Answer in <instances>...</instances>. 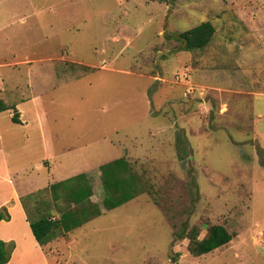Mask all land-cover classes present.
I'll return each instance as SVG.
<instances>
[{"label": "rangeland", "instance_id": "obj_1", "mask_svg": "<svg viewBox=\"0 0 264 264\" xmlns=\"http://www.w3.org/2000/svg\"><path fill=\"white\" fill-rule=\"evenodd\" d=\"M205 22L211 43L176 51ZM27 59L22 94L44 82L49 138L70 149L53 177L88 174L102 204L99 167L124 158L144 191L43 248L50 264H264V0H0V66ZM3 92L0 142L20 141ZM212 226L232 241L192 256ZM28 242L13 264H44Z\"/></svg>", "mask_w": 264, "mask_h": 264}, {"label": "trees", "instance_id": "obj_2", "mask_svg": "<svg viewBox=\"0 0 264 264\" xmlns=\"http://www.w3.org/2000/svg\"><path fill=\"white\" fill-rule=\"evenodd\" d=\"M165 2L169 0H155ZM215 28L210 22L186 31L174 38L180 42L176 51H201L212 41ZM14 123L20 121L14 115ZM103 190L102 204L95 203L94 188L88 174L81 173L54 183L44 190L21 198L31 231L40 247L64 237L90 221L116 210L143 194L140 178L124 158L113 160L99 167ZM48 195L49 198H45ZM9 218L0 212V222ZM179 238L185 239L184 234ZM232 235L223 226H212L204 239L193 229L189 237V253L194 257L210 254L232 241ZM16 249L13 242L0 240V264H8Z\"/></svg>", "mask_w": 264, "mask_h": 264}, {"label": "crops", "instance_id": "obj_3", "mask_svg": "<svg viewBox=\"0 0 264 264\" xmlns=\"http://www.w3.org/2000/svg\"><path fill=\"white\" fill-rule=\"evenodd\" d=\"M31 64L29 59L20 62V64L5 61L0 66V69H8L11 71V75L18 79L21 74L20 67L22 66H28L27 75L32 76ZM71 64L75 63L72 62ZM54 74L49 77L50 84L48 86H50V92L55 91L60 83L58 79L57 84L53 85V82L57 80L56 73L54 72ZM5 75L6 73H4L5 81H3L2 85L0 84V89L4 91L3 93L6 96H9V100L15 98V102L11 105L7 104L9 107L6 108L9 109V119H12L15 115L20 121L17 124L20 130L16 131L21 133L22 139L18 141L14 138V141L0 142V212H3L9 218V221L0 222V240L6 243L13 242L16 245L12 259L8 264H13L16 253L21 247L26 245L22 244L23 235H27L30 238V242L27 243L29 248L33 249L35 253L39 252L44 264H50L42 251V247L39 246L31 231L26 213L21 204V198L44 190L50 185L59 182V179L53 177L51 173L53 169L52 161L69 154L70 149L65 144H57L55 143L56 141H52L49 138L51 133H53L52 123H49V114L47 112L43 114L41 107L47 89L44 82L40 80L43 84L40 83L39 86H44L39 88L36 85V88L32 77L28 81L26 88L30 94L26 96L22 94L24 86L22 89L21 85L23 84L19 82V79L17 80L18 83L15 81L14 87L9 89L7 87L9 78ZM157 77L160 76L157 75ZM157 77H153V79H159ZM57 137L59 138L60 136L57 135ZM1 139L3 140V138ZM33 165L36 166L35 171L29 169ZM46 168L49 170L47 174L44 172ZM32 261L35 262V260Z\"/></svg>", "mask_w": 264, "mask_h": 264}]
</instances>
